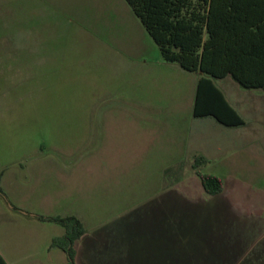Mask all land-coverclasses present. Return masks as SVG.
Here are the masks:
<instances>
[{
    "label": "rangeland",
    "instance_id": "374dc122",
    "mask_svg": "<svg viewBox=\"0 0 264 264\" xmlns=\"http://www.w3.org/2000/svg\"><path fill=\"white\" fill-rule=\"evenodd\" d=\"M198 78L162 60L125 0H0L5 195L78 217L94 264H264V136L195 118ZM217 85L264 116L263 91ZM196 154L221 195L204 191ZM25 221L0 196V247L63 230Z\"/></svg>",
    "mask_w": 264,
    "mask_h": 264
},
{
    "label": "trees",
    "instance_id": "16d2710c",
    "mask_svg": "<svg viewBox=\"0 0 264 264\" xmlns=\"http://www.w3.org/2000/svg\"><path fill=\"white\" fill-rule=\"evenodd\" d=\"M125 1L158 46L162 60L199 75L193 116L213 118L227 128L244 126L217 81L230 77L245 90H264V0ZM208 163L207 157L197 155L192 168L204 191L215 197L224 192L225 183L202 172ZM37 218L64 228L51 245L66 252L67 264H77L76 242L86 233L82 221L76 216ZM0 264H6L1 255Z\"/></svg>",
    "mask_w": 264,
    "mask_h": 264
},
{
    "label": "crops",
    "instance_id": "0c3cea01",
    "mask_svg": "<svg viewBox=\"0 0 264 264\" xmlns=\"http://www.w3.org/2000/svg\"><path fill=\"white\" fill-rule=\"evenodd\" d=\"M220 81H222V80H220ZM226 91L229 95L230 89L228 90V88H226ZM248 91H255V92L263 91L264 92V90H248ZM223 93L225 94V92H223ZM225 96H226V94H225ZM251 102H252V104L247 107V106H245V103H246L245 101L235 100V98L233 96L231 97V102L229 101V103L231 104V106L234 109L237 110V112L242 116V118L245 120V123H246L244 126L239 127V128H230V129H233V131H231L233 134V135L231 134L232 137H237V136L239 137V135H240V137H244L247 139H251V138L253 139L257 135L264 136V116L260 115L259 113H256V111H254L255 110V103L257 101L251 100ZM249 108L251 110H249ZM202 119L206 120L208 122H217L213 118L212 119L214 121H209L210 118H202ZM217 124H219V123L217 122ZM212 125L214 127V124H212ZM219 125H221V124H219ZM221 126H223V125H221ZM197 155H200V154H196L195 156H197ZM205 157H207V156H205ZM207 159L209 160V163H210L211 162L210 158L207 157ZM2 182L3 181L1 179L0 184H1V188L3 190ZM3 192H4V190H3ZM9 201L11 202V204L15 208H17L21 211H25L29 214L35 215V217H31V216H25V215H22L20 213L15 212V214H19L25 220H28V221H25V222H29L27 224H36L35 222H37V223L40 222L41 224H43V222L37 218V216H40V214H38L37 212H34L33 210H26V208H24L23 206H18L16 204H14V202H12V200L10 198H9ZM37 226H35V227H37ZM64 231H65L64 228H63V230L57 231L56 234L49 237V240L47 239L48 242H45L43 244H39V245H35V246H21V245H17L15 247L10 246V247L6 248V250L3 249L2 247H0V255L5 259L6 264H67L68 259H67L66 252L63 251L59 247L51 245V241H52L53 237L58 236V235H62L64 233ZM34 232L37 233V231H34ZM89 235H90L89 232L86 230V233L80 239H78L76 242V250H77L76 263L77 264H94V262H91V260H89V259L86 260V253H87L86 250L89 249V247L84 245V244L86 243V237H88ZM120 264H127V263L120 261Z\"/></svg>",
    "mask_w": 264,
    "mask_h": 264
},
{
    "label": "water",
    "instance_id": "95a60500",
    "mask_svg": "<svg viewBox=\"0 0 264 264\" xmlns=\"http://www.w3.org/2000/svg\"><path fill=\"white\" fill-rule=\"evenodd\" d=\"M0 196L2 197V199L5 200L6 204L9 206V208H10L12 211H14V212H16V213H20V214L25 215V216L35 217V215L29 214V213H27V212H25V211H21V210L15 208V207L11 204V202L9 201V199L7 198V196L5 195V193L0 192Z\"/></svg>",
    "mask_w": 264,
    "mask_h": 264
}]
</instances>
